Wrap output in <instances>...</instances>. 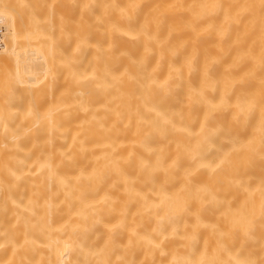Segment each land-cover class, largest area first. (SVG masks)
<instances>
[{
	"label": "bare ground",
	"instance_id": "6f19581e",
	"mask_svg": "<svg viewBox=\"0 0 264 264\" xmlns=\"http://www.w3.org/2000/svg\"><path fill=\"white\" fill-rule=\"evenodd\" d=\"M0 264H264V0H0Z\"/></svg>",
	"mask_w": 264,
	"mask_h": 264
},
{
	"label": "rangeland",
	"instance_id": "374dc122",
	"mask_svg": "<svg viewBox=\"0 0 264 264\" xmlns=\"http://www.w3.org/2000/svg\"><path fill=\"white\" fill-rule=\"evenodd\" d=\"M51 21L50 18H47V20L42 21L41 23H43V28H44V32L47 33V35H49L51 33V30L48 29V25L47 23ZM44 93H45V97L43 98V106L47 105V109H45V113L47 114L48 120L49 117L52 113V108L53 105L51 103L53 95L55 93V84L52 81H47V86L44 89ZM42 140L44 141V148L45 149H52L54 147V140L52 137V132H51V128L49 127V130H46L45 132V136L42 138Z\"/></svg>",
	"mask_w": 264,
	"mask_h": 264
}]
</instances>
